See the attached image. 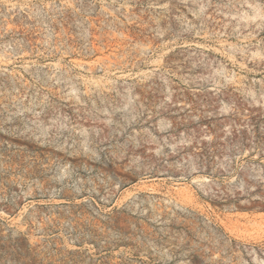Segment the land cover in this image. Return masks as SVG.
Wrapping results in <instances>:
<instances>
[{"label":"rangeland","instance_id":"374dc122","mask_svg":"<svg viewBox=\"0 0 264 264\" xmlns=\"http://www.w3.org/2000/svg\"><path fill=\"white\" fill-rule=\"evenodd\" d=\"M262 183L264 0H0V264H264Z\"/></svg>","mask_w":264,"mask_h":264},{"label":"trees","instance_id":"16d2710c","mask_svg":"<svg viewBox=\"0 0 264 264\" xmlns=\"http://www.w3.org/2000/svg\"><path fill=\"white\" fill-rule=\"evenodd\" d=\"M260 187H262V190L259 191V188H257V191L259 194L263 195L264 194V183H262V185H260Z\"/></svg>","mask_w":264,"mask_h":264}]
</instances>
